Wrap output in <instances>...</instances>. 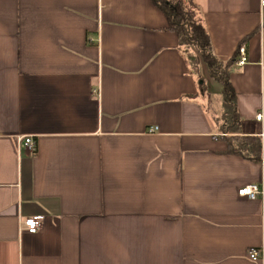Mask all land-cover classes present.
<instances>
[{
	"label": "crops",
	"instance_id": "0c3cea01",
	"mask_svg": "<svg viewBox=\"0 0 264 264\" xmlns=\"http://www.w3.org/2000/svg\"><path fill=\"white\" fill-rule=\"evenodd\" d=\"M191 1L215 57L244 43L240 134L263 140L264 6ZM166 25L152 0H0V264H264V197L237 192L263 158L228 150L222 86Z\"/></svg>",
	"mask_w": 264,
	"mask_h": 264
},
{
	"label": "trees",
	"instance_id": "16d2710c",
	"mask_svg": "<svg viewBox=\"0 0 264 264\" xmlns=\"http://www.w3.org/2000/svg\"><path fill=\"white\" fill-rule=\"evenodd\" d=\"M165 16L166 30L177 34L179 44L194 69L198 68L201 58L209 70L210 76L220 82L222 111L220 124L222 135L228 144V150L246 158L264 162V138L256 135L240 134V117L236 107V93L230 82V74L235 65L236 55L223 61L215 57L207 29L198 16V9L191 0H152ZM179 46V47H180ZM232 134V135H230ZM230 135V136H229Z\"/></svg>",
	"mask_w": 264,
	"mask_h": 264
},
{
	"label": "built area",
	"instance_id": "2783aa9c",
	"mask_svg": "<svg viewBox=\"0 0 264 264\" xmlns=\"http://www.w3.org/2000/svg\"><path fill=\"white\" fill-rule=\"evenodd\" d=\"M261 6H264V0H260ZM245 45L244 43H240L237 47V53H238V59L235 61V65H242L247 60L246 52H245ZM263 115L262 113L256 114L257 120H262ZM151 131L153 129H150ZM264 136V134H262ZM23 139V145L29 149L30 151H34L36 149L35 141L33 140L32 136H25L21 137V140ZM20 140V139H19ZM238 194L240 196H246L249 198H254L258 195L261 197H264V184H248L238 189ZM42 217L41 216H33V217H27L23 219L22 221H19L20 229H26L29 233H36L41 225ZM247 257L250 260L257 261L262 256L261 250L258 248H250L247 251Z\"/></svg>",
	"mask_w": 264,
	"mask_h": 264
},
{
	"label": "rangeland",
	"instance_id": "374dc122",
	"mask_svg": "<svg viewBox=\"0 0 264 264\" xmlns=\"http://www.w3.org/2000/svg\"><path fill=\"white\" fill-rule=\"evenodd\" d=\"M215 80V79H214ZM212 101H213V106L215 107V108H218L219 107V105H220V95L219 94H214V95H212ZM221 121H223V120H221ZM220 121V122H221ZM223 123H224V121H223ZM220 125V127H221V124H219ZM230 135H232V134H230ZM229 135V136H230Z\"/></svg>",
	"mask_w": 264,
	"mask_h": 264
}]
</instances>
